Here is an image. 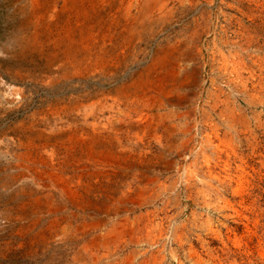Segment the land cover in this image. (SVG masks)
<instances>
[{"label":"rangeland","instance_id":"rangeland-1","mask_svg":"<svg viewBox=\"0 0 264 264\" xmlns=\"http://www.w3.org/2000/svg\"><path fill=\"white\" fill-rule=\"evenodd\" d=\"M35 1L0 0V264H264V0ZM169 43L199 67L165 97Z\"/></svg>","mask_w":264,"mask_h":264},{"label":"bare ground","instance_id":"bare-ground-1","mask_svg":"<svg viewBox=\"0 0 264 264\" xmlns=\"http://www.w3.org/2000/svg\"><path fill=\"white\" fill-rule=\"evenodd\" d=\"M34 6H37L35 5L36 1L35 0H32ZM39 1V0H38ZM96 1L97 0H90L89 2L91 3L90 4V9L88 10L87 13L89 12H93V10H96L97 5H96ZM123 2V0H121ZM120 1V2H121ZM31 2V1H30ZM84 2L85 0H65L64 1V9H66V12L68 13H76V14H79V12H82V13H86L84 11ZM167 2L168 0H138V10L140 12V14L143 16V17H151V16H155V14H160L162 13V10L164 8H167ZM179 3V2H178ZM182 3V1H181ZM104 4V5H103ZM103 7L104 6H107L110 4V0H104L103 1ZM117 5V4H116ZM119 5V4H118ZM26 6V5H24ZM111 6V5H110ZM134 7V6H133ZM100 8V7H99ZM109 8V7H108ZM107 8V9H108ZM23 9V8H22ZM21 9V10H22ZM113 9V8H112ZM26 10V9H24ZM45 10V9H44ZM114 10V9H113ZM133 10V8H132ZM166 10V9H165ZM23 11V10H22ZM29 11V10H28ZM38 11V10H37ZM97 11V10H96ZM131 11V10H130ZM35 12V11H34ZM41 12V11H40ZM103 12V11H102ZM124 13V12H123ZM129 13V12H128ZM57 14L59 15V11H57ZM56 14V15H57ZM108 14V13H107ZM127 14V12H126ZM170 14V12H169ZM36 15V14H35ZM50 15V14H49ZM97 15V14H96ZM106 15V14H105ZM123 15V14H122ZM125 15V14H124ZM128 15V14H127ZM26 16V15H25ZM34 16V15H32ZM31 16V18H32ZM47 16V15H46ZM60 16V15H59ZM63 16V15H62ZM95 16V15H94ZM109 16V15H108ZM28 17V16H27ZM53 17V16H52ZM92 17V16H91ZM134 17V16H133ZM25 18V17H24ZM103 18H105L103 16ZM69 19V18H68ZM109 19V18H108ZM54 20V19H53ZM58 20V19H57ZM61 20V19H60ZM89 20V19H88ZM27 21V20H26ZM46 21V20H45ZM74 21V20H73ZM102 21V20H101ZM30 22V21H29ZM38 22V20H37ZM48 22V21H47ZM51 22V21H50ZM56 21H54L55 23ZM71 22V21H70ZM77 22V21H76ZM75 22V23H76ZM109 22V21H108ZM114 22V20H113ZM28 23V22H27ZM46 23V22H45ZM61 23V22H60ZM35 23L33 22V25ZM51 24V23H50ZM62 24V23H61ZM78 24V23H77ZM82 24V23H81ZM89 24V23H88ZM110 24V23H109ZM44 25V23H43ZM75 25V24H73ZM80 25V24H78ZM46 26V25H45ZM53 26V25H52ZM57 26V25H56ZM70 26V25H69ZM82 26V25H81ZM60 28V27H59ZM70 28V27H69ZM78 28V27H77ZM76 28V29H77ZM85 28V27H84ZM79 29V28H78ZM25 30V29H24ZM82 30H85V29H82ZM105 31V30H104ZM224 31V30H222ZM80 33V32H79ZM82 33V32H81ZM85 33V32H84ZM87 33V32H86ZM90 33V31H89ZM34 34V33H33ZM76 34V33H75ZM83 34V33H82ZM81 34V35H82ZM92 34V33H91ZM79 35V34H78ZM90 35V34H89ZM112 35V34H111ZM74 36V35H73ZM82 37V36H81ZM86 37V36H85ZM84 37V38H85ZM83 38V37H82ZM89 40V39H88ZM78 42V41H76ZM73 45H75V43ZM58 44V43H57ZM91 44H87V49L89 48H94V49H97L100 48V43H93V46L90 47ZM182 46V45H181ZM180 45H171V43L163 46V47H160L156 50L155 54L152 55V58L150 60V62L148 63V65H146V68H145V71L146 73L148 74V77L146 78L147 81L145 83H143V80L141 78H139L138 80V84H142L141 87L142 88H145V89H148L149 91L151 92H154V93H161L163 96L167 97L166 94H168V92L174 90L176 91L177 93L179 92V90L183 87L184 83L187 81L188 76L189 75H192V73L197 69L196 67H199L197 66L198 62H196V59H198V55L200 53V49H194L193 47V51L191 52H186L183 47H181ZM107 47V46H106ZM79 48V47H78ZM110 49V48H109ZM98 50V49H97ZM108 50V49H107ZM187 50V49H186ZM107 53V52H106ZM62 55V54H61ZM74 55V54H72ZM87 55V54H86ZM114 55V53H113ZM66 56V55H65ZM79 56V55H78ZM89 56H92V58H83L84 60V63H87L89 60L92 61L94 64H100V63H104L106 61V59L108 58V54H105V53H93L92 55H89ZM60 57V56H59ZM87 57V56H86ZM55 58V57H54ZM65 58V57H63ZM89 59V60H88ZM78 63H81L80 59L77 60ZM187 62H189V64H186ZM146 63V64H147ZM185 63V64H184ZM93 64V65H94ZM200 64V63H199ZM89 65V64H88ZM92 65V63L90 64ZM92 65V66H93ZM201 66V65H200ZM74 67V66H73ZM80 67V66H79ZM170 67L172 69V73L170 75L168 74H159L158 72L161 71V70H167V68ZM90 68V67H89ZM169 70V69H168ZM178 70H181L182 72L180 74H178ZM164 73V72H163ZM144 74V73H142ZM141 76V75H139ZM51 77V76H50ZM68 77V76H67ZM191 77V76H190ZM58 78V77H57ZM137 78V77H136ZM137 84V85H138ZM146 91V90H145ZM176 93V94H177ZM126 94V92H125ZM139 94V93H138ZM141 94V93H140ZM143 94V93H142ZM126 96V95H125ZM139 96V95H138ZM142 97V96H141ZM144 97V96H143ZM61 104V103H60ZM85 106V105H84ZM141 106V105H140ZM97 107V106H96ZM92 113V112H91ZM111 115V114H110ZM66 118V117H65ZM69 120V119H67ZM102 120V119H101ZM73 121V120H72ZM113 121V120H112ZM66 122V121H65ZM111 122V121H110ZM101 123V122H100ZM108 123V122H107ZM117 123V122H116ZM115 123V124H116ZM126 123V122H125ZM94 124V123H93ZM122 124V123H121ZM85 125V124H84ZM83 125V126H84ZM88 125V124H87ZM117 125V124H116ZM124 125V124H123ZM146 125V124H145ZM60 126V125H59ZM64 126V125H63ZM112 126V125H111ZM128 127V126H127ZM137 127V126H136ZM142 128V127H141ZM147 128V126H146ZM134 129V128H133ZM139 129V128H138ZM66 130V129H65ZM69 130V129H68ZM75 130V129H74ZM73 130V131H74ZM81 131V130H80ZM140 132V131H139ZM48 134V133H47ZM55 134V133H54ZM63 134V132H62ZM79 135V134H78ZM84 135V134H83ZM82 136V135H81ZM97 136V135H96ZM59 137V136H58ZM61 137V136H60ZM98 137V136H97ZM96 137V138H97ZM105 137V136H104ZM54 138V137H53ZM56 138V137H55ZM65 138V137H64ZM59 139V138H58ZM71 139V138H70ZM73 140V139H72ZM97 143V142H96ZM119 143V142H118ZM88 144V143H86ZM99 145V144H98ZM120 145V144H119ZM129 145V144H128ZM87 146V145H85ZM89 146V145H88ZM105 146V145H104ZM122 146V145H121ZM120 146V147H121ZM105 148V147H104ZM126 150V149H125ZM132 150V149H131ZM130 151V150H129ZM143 151V150H142ZM90 152V151H88ZM140 152V151H139ZM144 152V151H143ZM115 153V152H114ZM147 153V152H146ZM90 154V153H89ZM121 154V153H120ZM118 155V154H116ZM134 156V154H133ZM132 156V157H133ZM137 156V155H135ZM151 156V154H150ZM95 157V156H94ZM124 158V157H123ZM95 159V158H94ZM101 159V158H100ZM106 159V158H105ZM104 159V160H105ZM108 159V158H107ZM110 160V159H109ZM108 160V161H109ZM128 160V159H127ZM107 161V160H106ZM112 161V160H111ZM132 161V160H131ZM127 162V161H126ZM146 162V161H145ZM116 163V162H115ZM136 163V162H135ZM58 164V163H57ZM118 164V163H117ZM126 164V163H125ZM134 165V163H132ZM46 165V164H45ZM116 165V164H115ZM56 166V165H55ZM54 166V167H55ZM124 166V165H123ZM122 166V167H123ZM53 167V166H52ZM59 167V165H58ZM121 167V166H120ZM121 167V168H122ZM130 167V166H129ZM132 167V166H131ZM51 169V168H50ZM65 169V168H64ZM79 170V169H78ZM76 170V171H78ZM47 171V170H46ZM80 171V170H79ZM95 173V172H93ZM118 173V172H117ZM51 174V173H50ZM59 174V173H58ZM57 174V175H58ZM86 174V173H85ZM115 174V173H114ZM42 175V174H41ZM88 175V173H87ZM90 175V174H89ZM111 175V173H110ZM117 175V174H116ZM51 176V175H50ZM78 176V175H77ZM83 176V174H82ZM108 176V175H107ZM134 176V175H133ZM81 177V176H80ZM43 178V177H42ZM45 178V176H44ZM48 178V177H47ZM137 178V177H136ZM147 178V177H146ZM116 179V178H115ZM126 179V178H125ZM135 179V178H134ZM52 180V179H51ZM117 180V179H116ZM41 181H43L41 179ZM50 181V180H49ZM124 181V180H123ZM132 181V180H131ZM47 182V181H46ZM116 182V181H115ZM145 182V181H144ZM130 183V182H129ZM127 183V184H129ZM47 184V183H46ZM132 184V183H131ZM136 184V183H135ZM93 185V184H92ZM49 186V185H48ZM125 187V186H124ZM93 189V188H92ZM123 189V188H122ZM128 189V188H127ZM94 190V189H93ZM128 191V190H126ZM68 192H71V191H68ZM72 193V192H71ZM124 193V192H123ZM130 194V193H129ZM71 195V194H70ZM73 195V194H72ZM76 196V195H75ZM69 197V196H67ZM134 199V198H133ZM76 201V199H75ZM96 204V203H95ZM134 204V203H133ZM94 209V208H93ZM124 211V210H123ZM128 212V211H127ZM117 213V212H116ZM102 219H100L101 221ZM122 221V220H121ZM93 224V223H92ZM133 226V225H132ZM100 227V226H99ZM129 228V227H128ZM113 232V231H112ZM125 232V231H124ZM105 239V238H104ZM116 241V240H115ZM108 243V241L105 242V244ZM140 253V252H139ZM134 254V253H133ZM112 255V254H111ZM134 261L133 260V257L132 256H129L127 257L126 259H123L122 260V263L121 264H134ZM110 264V263H109ZM116 264V263H115ZM120 264V263H119ZM138 264H148V261L147 260H142V261H139Z\"/></svg>","mask_w":264,"mask_h":264}]
</instances>
